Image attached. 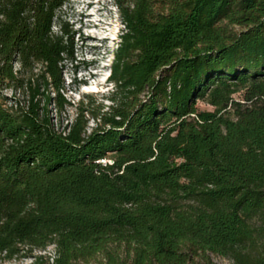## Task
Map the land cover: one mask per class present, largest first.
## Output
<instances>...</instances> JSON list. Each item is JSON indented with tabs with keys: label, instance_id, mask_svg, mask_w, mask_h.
I'll list each match as a JSON object with an SVG mask.
<instances>
[{
	"label": "trees",
	"instance_id": "obj_1",
	"mask_svg": "<svg viewBox=\"0 0 264 264\" xmlns=\"http://www.w3.org/2000/svg\"><path fill=\"white\" fill-rule=\"evenodd\" d=\"M64 2L0 0V262L264 264V0L120 1L112 104L58 131Z\"/></svg>",
	"mask_w": 264,
	"mask_h": 264
},
{
	"label": "rangeland",
	"instance_id": "obj_2",
	"mask_svg": "<svg viewBox=\"0 0 264 264\" xmlns=\"http://www.w3.org/2000/svg\"><path fill=\"white\" fill-rule=\"evenodd\" d=\"M120 1L130 0H65L58 11L61 22L73 35L72 58L64 60L62 68V93L71 102L61 113H56L51 107L52 121L58 131L72 119L75 114L74 106L80 102L86 105L91 99L89 109L94 113L108 110L112 101L109 98L111 84L107 77L119 44L122 22L120 18ZM225 25L229 31H238L236 24H227L226 20L218 23ZM58 29V23L53 24ZM10 95V90H5ZM17 97H21L18 93ZM235 99L240 98V92L233 94ZM200 109H211V106L202 100H196ZM87 119L86 132L95 125L96 119L91 113H84ZM64 131V130H62ZM53 245L44 249H34L26 254L19 253L10 259H4L0 264H31L35 255H52ZM123 255V254H122ZM76 264H105L102 255H96L87 261H78ZM190 264H233L231 260L207 252L206 255L195 254Z\"/></svg>",
	"mask_w": 264,
	"mask_h": 264
},
{
	"label": "built area",
	"instance_id": "obj_3",
	"mask_svg": "<svg viewBox=\"0 0 264 264\" xmlns=\"http://www.w3.org/2000/svg\"><path fill=\"white\" fill-rule=\"evenodd\" d=\"M99 160L102 161V162H108V163L112 162L111 159H109V158H107V159H99Z\"/></svg>",
	"mask_w": 264,
	"mask_h": 264
},
{
	"label": "clouds",
	"instance_id": "obj_4",
	"mask_svg": "<svg viewBox=\"0 0 264 264\" xmlns=\"http://www.w3.org/2000/svg\"><path fill=\"white\" fill-rule=\"evenodd\" d=\"M122 28H123V24H122ZM108 78H109V76H108ZM108 80V79H107ZM108 83H110L109 81H108ZM111 84V83H110Z\"/></svg>",
	"mask_w": 264,
	"mask_h": 264
}]
</instances>
